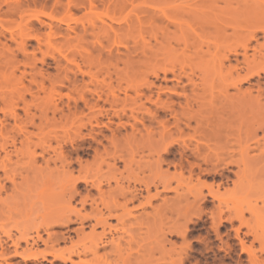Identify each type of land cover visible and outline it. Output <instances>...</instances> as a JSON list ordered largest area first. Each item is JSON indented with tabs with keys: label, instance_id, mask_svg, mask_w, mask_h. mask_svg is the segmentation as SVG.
Returning a JSON list of instances; mask_svg holds the SVG:
<instances>
[{
	"label": "rangeland",
	"instance_id": "1",
	"mask_svg": "<svg viewBox=\"0 0 264 264\" xmlns=\"http://www.w3.org/2000/svg\"><path fill=\"white\" fill-rule=\"evenodd\" d=\"M256 2L263 0H0V119L5 118L3 110L9 109L11 101L19 102L18 113L26 119L22 107L23 98L37 103L55 100L60 109H63L57 111L55 115L52 110H48L47 116L40 117L41 110L35 106L30 110L35 114V123L43 126L40 136L32 138V146L40 144L33 147L38 154L42 152V146L49 143L47 136L68 133L74 135L80 131L83 136H87L86 141L78 139L74 146L70 145V142L64 143L65 150L73 151L74 160L81 157L84 164L87 162L93 164L91 178L103 179L109 176L107 162L113 163L114 160L104 154L103 146L99 145L106 161L102 162L99 157V163H95L93 148L98 143L93 142L90 134L96 135L103 144L109 145L107 138L116 132L121 148L126 145L125 135L134 133L137 136L134 144H138L142 150L135 158L144 165V176L150 178L159 170L155 164L158 156L156 151H162L164 146L172 142V155L167 156V159L178 161L184 145L188 142L193 146L200 138L199 133L185 126L183 119L181 122L183 132L178 131L171 113L164 112L157 103L173 100L176 102L175 108H179L178 104L180 102L184 104L188 95L191 99L197 95L196 97L202 100H214V104L202 109L203 115L211 112L217 116L218 122L231 124L221 133L229 141V144L225 145V151L229 147L235 149L227 160L238 163L245 157L240 149L252 141V132L256 130L259 137L264 135V72H261L260 77L254 75L249 80L239 83L240 90L232 85L247 71L243 63L239 64L236 70L234 65L237 64L236 58L242 60L243 56L239 53L243 52L241 45L248 32L252 29L258 32L257 40H252L248 49L250 59H253L256 42H264L263 33L257 27L264 25V6L253 9L252 5L251 7L249 5ZM235 48L238 54L230 53V49ZM208 59L210 63H206ZM164 68L167 70L166 74L163 73ZM172 68L178 76L177 80L173 77ZM230 69L232 75L228 71ZM156 73L158 78L155 76ZM190 78L195 81L196 87ZM257 80L260 85L257 84ZM258 86L262 87L261 96L258 95ZM96 89L102 95L99 104L104 109L100 129L99 126L92 127L87 123L91 113L81 99L84 94L92 102L95 101L98 96L94 92ZM111 89L116 94L115 104L111 103L115 97L112 94L107 95ZM4 98L8 100V105L3 101ZM76 103L78 110L75 108ZM142 103L145 105H141ZM68 105L71 107L68 108ZM195 105L194 108L197 109L198 105ZM132 109H135L134 116L144 121L143 124L140 122L142 120H137L140 123L134 121V116H131ZM155 111L159 112V115ZM117 112L121 114V118L116 115ZM153 112L158 116L157 121L159 118L168 119L167 129H163L156 120L151 119ZM6 123L9 126L14 124L13 118L8 116ZM83 123H87L86 126H82ZM106 123L109 124V128ZM131 123H136L137 128L133 129ZM260 124H263L262 129L258 128ZM28 128L31 132H40L35 125L30 124ZM194 133L197 139L190 138ZM21 137L18 136L17 147H22ZM2 142L0 138V143ZM51 143L53 146L57 145L55 140ZM11 147L9 146L8 150H12ZM109 148L112 152L116 150L112 146ZM203 151L208 152L207 149ZM187 152L184 156L185 168H188V162L194 160L202 162L203 168H210L211 164L204 163L201 158L199 162L192 154L188 156L190 151L188 154ZM258 153L257 149L250 150L247 156L253 157ZM39 158L38 164L41 162L44 165L42 158L40 156ZM17 159V155L13 154V161ZM24 159L22 161H25ZM227 160L225 161L228 162ZM165 163L161 167L163 171L169 169L170 173L175 172L173 165ZM78 165L75 162L73 165L75 168L72 166L75 175L78 174ZM116 165L118 169H124L122 160L117 159ZM16 166L15 163L11 164L12 168ZM228 166L229 168H226L225 163L219 166L224 176L229 177V180L223 178L225 185L220 187V191L225 202L236 204L238 208L234 213V216L237 215L234 223L224 222L223 226H220L222 239L213 230L210 217V211L218 201H213L206 187L207 182L221 181V175L216 176L214 173L208 175L205 172L202 173L203 176L200 175V179L193 176L191 180L172 181V185L177 186L179 191L186 193L190 199H193L192 193L202 191L208 201L202 203L205 213L201 219L197 220V217H194L193 219L198 222L189 223L187 242L191 243L192 248L188 249L189 257L186 264H252L251 260L264 264V169L252 166L245 168L242 163ZM51 168H54L53 163ZM185 168L184 176L187 178L189 172ZM236 171H240L242 175V183L239 185L233 182L239 179ZM31 175L33 174H30V177ZM32 179H29L31 182L28 183L23 182L21 176H17V182L22 183L19 197H15L18 203L15 204L9 198L7 199L9 205L0 206V224H4L12 231V239L8 240L10 253L6 259L0 258V264H75L70 260L64 262L54 259L51 255H48L47 259H31L15 254L12 241L34 234L43 217L56 208L64 209L66 203L62 201L67 200V197L61 200L58 197L60 204L56 198L58 204L52 202V205L51 203L44 205L41 203L40 195L46 189L45 181L42 180L44 178L39 176L33 182ZM59 183L56 182L54 185ZM6 184L8 192L2 193L4 199L13 191L12 183ZM111 184L115 186L116 183L111 181ZM104 187L108 188V185L105 184ZM56 189L61 190L57 186ZM80 189L85 191L84 184ZM159 189L162 190V186ZM214 190H217L216 185ZM155 191L153 188L152 193ZM144 192L143 196L146 195ZM172 196H175L174 191H163L154 203L159 204L164 197ZM75 202L73 206L81 208V204ZM225 202L223 205H226ZM29 205L34 208L32 211ZM86 210H90L89 205ZM147 210L153 211L151 207ZM140 211L142 210L138 209L136 212ZM87 223L85 233L91 229L90 223ZM78 224L72 223L70 228H76ZM54 230L67 231V228L56 227ZM145 230V227L137 225L135 231L143 233ZM237 230L239 238L236 236ZM70 232L66 234L75 240L77 234L72 230ZM42 233L47 237L46 233ZM0 235L5 239L1 229ZM240 238L244 240L250 253L243 251ZM168 239L177 245L182 241L181 237L176 235H168ZM169 244L166 242L164 249L170 248ZM70 245L68 240L56 248ZM146 245L148 252L146 258H151L149 262L155 263V258L152 260L150 255L155 254L153 257L159 258L163 247L155 240ZM26 246L25 241L20 240L19 252L22 253ZM36 248L49 250L43 242L35 245L34 250ZM175 255L176 258L177 254ZM72 257L75 262L83 260L87 264H124L122 259L115 256L99 257L89 254ZM169 260L174 261V254ZM169 260L161 264H172Z\"/></svg>",
	"mask_w": 264,
	"mask_h": 264
},
{
	"label": "bare ground",
	"instance_id": "2",
	"mask_svg": "<svg viewBox=\"0 0 264 264\" xmlns=\"http://www.w3.org/2000/svg\"><path fill=\"white\" fill-rule=\"evenodd\" d=\"M249 5L250 7L252 5L253 9L262 7L264 6V0L263 2H256L254 3V5ZM257 27L263 33L264 38V25H258ZM257 34L258 32L253 29L248 32V35L243 40L241 45L243 52L239 53L243 56L241 58L242 60L236 58L237 64H235L236 66L234 65V69L236 70L237 66L243 63L242 65H245V68L247 70L245 75L241 77L239 76V80L233 82L232 85H234L237 90L241 89L239 83L249 80L254 75L260 77L261 72H264V42H256V45L254 46V52L252 54L253 59H250V56L248 54L250 43L252 40H257ZM188 45L189 43L187 41V46ZM230 51V53L238 54L236 48L230 49ZM227 57H229V54ZM201 58H204V56H201ZM206 63H210V59L206 60ZM234 69L233 71L236 72ZM162 70L164 74L167 73L166 68ZM168 70L170 72V69ZM231 70L232 69L228 70L230 71V75H232L233 73ZM171 72L174 73L173 77L174 79H176L178 76L175 75L174 68L171 69ZM155 76L158 78L157 73ZM180 77L181 75L179 76V78ZM189 80H191L194 87H196L195 81L192 78H190ZM178 81L180 82V79ZM257 84L260 85V82L258 81ZM42 87L44 86L42 85ZM258 87V95L261 96L262 87ZM94 92L98 95L97 99L95 98V101L92 102L84 94L81 96V99L83 100L85 107H87L91 113V116L88 118L87 123H89L92 127L94 125L98 127L102 123L101 116L104 115V109L99 104V100L102 99L101 93H99L97 89L94 90ZM193 92H195V88ZM110 94L115 97L111 101L112 104H115L117 102L115 91L111 89L110 92H107V95ZM196 96H193L192 99L191 97H189V95V98L185 96L186 101L184 104L180 102L178 104L179 108H175L176 102H174L173 100H167L165 102L159 103L156 102L158 104V107L162 108L164 112L169 111L171 113V115L175 119V128L178 131L183 132L181 122L184 120L183 123L185 124V126L187 128L193 129L196 133H199L200 138L197 139V135L195 133L190 136L191 139H197V142L193 146H191V144L187 142V144L184 145V149L180 151V157L178 161H169L167 159V156L172 155V142L164 146L162 151H156L158 156L155 160V164L159 170H157L154 176H150V178L144 176V165L135 158L138 154H140V152H142L139 145L134 144V141H137L136 134H126L124 137V139H126V145L124 144L121 148H119L120 140L116 135V132H113L111 137H105L109 140V145L103 144L102 140L98 139L96 135L90 134L89 137L94 140L93 142L96 141L98 143H96L98 146L96 145V147L94 148L92 146L95 153V163H99V157H101V159L103 160L102 162L106 161L105 158H103V153L109 155L110 159L114 160L113 163H110L111 161L107 162L109 167V176H106L103 179L100 177L98 179L91 178L90 171L93 168V164H91V162H87L84 164L82 161L83 158L81 157H78L74 160L72 156L73 151H66L67 149L65 150L64 143L67 144L70 142V145L74 146L77 143L76 141L78 139H80L82 142L86 141L87 136H83L80 131H77L74 135L68 133L65 135L55 134L53 136H47L49 138V143L42 146L43 150L41 153L38 154L36 149H33V147H36L40 144L37 143L34 144L35 146H32V138L33 136H40V133L43 131V126L42 124L37 125L35 123V114L30 111L31 107L35 106L36 108L41 110L40 117L47 116L48 110H52L53 114L55 115L57 111L63 110L60 109L57 101L51 100L37 103L35 101H28L23 98L22 107L27 116L26 119H23L18 113V109L20 107L19 102L11 101L8 105V100L4 98L3 101L7 103L9 109L6 111L3 110L5 118L0 119V138L3 140V142L0 143V206L8 204L7 199L9 198H11L15 204L18 203V200H15V197H19L22 183L17 182V176H21L23 178V182L27 181L28 183L31 182L29 179H32V176L34 177L32 179V182L33 180L36 181L39 176L40 178L43 177L45 179L42 180L45 181V184H43L46 185V189H44L42 191V194H40L42 201L41 203H43L44 205L48 203H51L52 205V202H54V204H60L61 201H59V198L61 200L62 198L67 197V200L62 201L63 203H66L65 206H63L65 207L64 209L60 208V210L54 208V211L49 212L43 217L41 223L35 228L34 234L25 235L20 238V240L25 241L27 245L22 253L18 250V247L20 246V240L12 241V244L15 246V254L21 255L23 256V258L31 259H47V256L51 255L54 259H60L64 262L70 260L75 264H87V262L83 260L75 262L72 260L73 255H76L78 257L86 256L89 254H92L93 256L98 255L99 257L115 256L122 259L124 264H161L164 262L166 263L167 259L169 260L170 258H172V255L174 254V261L172 260L171 262L169 260L172 264H186L189 257L188 249L192 248L191 243L187 242V234L190 228L189 223L196 222L194 220V217H197V220L201 219L202 214L205 213V209L202 203L205 204L208 201L202 191L192 193L193 199H190L186 193L180 192L177 186H173L172 181L177 180L182 182L186 179L191 180L193 179V176H196L198 179H200V175L205 172L208 173V175L210 173H214L215 175L219 174L222 177L221 181L217 182L216 180H214L210 183L207 182L206 184V187L209 189V194L212 196L213 201H218V204L214 205V208L210 211V217L213 222V230L215 231L216 235L220 239H222L220 226L224 222L234 223L233 221L235 220V217L237 218V215L234 216V213L238 207L236 204L227 203L223 199L224 197L223 193H221L220 191V187L225 185L223 178L228 179L229 177L224 176V173L219 170V166L221 163H225V167L229 168V164L231 165L242 163L243 165H245V168H249L250 166H252L253 168L257 167L263 170L264 135L259 137L258 132L256 130L253 131L251 135L252 141L243 145L240 149L241 153L245 157H243L238 163H236L235 161H228L227 158L231 155L232 152H234L235 149H230L229 147V149L227 148L225 151V145L229 144V141L223 136L221 131L223 129H227L231 124L218 122V120L216 119L217 116L211 112H207L206 115H203L201 113L202 109L207 107L208 105L214 104V100H202L200 98H197ZM194 104L198 105L197 109L194 108ZM141 105H143V103ZM70 107L71 105H68V108ZM75 108L77 110L79 108L77 103L75 105ZM157 109L158 108H156V110ZM134 110L135 109H132L131 116H134ZM123 112H125V110H123ZM157 113L159 115V112ZM151 114L152 112L150 113V115ZM116 115L121 118L120 113L117 112ZM8 116L13 118L14 120V124H12L11 126L6 123V118ZM136 117V115L133 117L135 118L134 121H136V123L139 122L137 120H142L137 119ZM157 117V114H154L153 116H151V119L157 121ZM140 122H142V124L144 123L143 120ZM157 122L163 127V129L168 128V119L160 120L159 118ZM87 123H83L82 126H86ZM136 123H131L132 125L130 124L133 129L137 128ZM30 124L32 126L35 125L36 127H38L40 132L34 133L29 131L28 126ZM106 126L109 128V124H107ZM258 128L262 129L263 124H260ZM11 132L14 133L12 134ZM100 132L101 130H99V134ZM19 135L22 136L20 139L22 147H17ZM52 140H55L57 142L56 146L52 145ZM99 145L103 146V153L101 152V148L99 147ZM9 146H12L11 148L13 149L8 150ZM109 146L114 147L116 150L112 152ZM78 147L80 146L78 145ZM204 149H207L208 152H202V150ZM254 149L259 150V153L253 157H248L247 155L249 151ZM50 151H52L53 153H50ZM186 151H188L187 154L189 153V151L191 152L188 156L192 154L194 158H201L204 163L211 164L210 168H203L201 165L202 162L198 163V161L195 162V160L194 162H188V168H185L184 156L186 154ZM1 153L4 154L2 155ZM13 154H15V156L17 155L18 159L16 161H13ZM19 156L22 157L19 158ZM39 156L42 158V162L44 163V165L41 164V162L40 164H38V161L40 159ZM23 159L25 161H22ZM117 159L124 162V169H118L119 167H117L116 165ZM225 160H227L228 162H226ZM75 162L79 164L78 174L76 175L74 174L75 167L73 166ZM165 162L169 166L173 165V167L175 168V172L170 173L169 169L163 171L161 167ZM13 163L17 165L15 168L11 167V164ZM51 163L54 164V168H51ZM72 166L74 168H72ZM184 168L188 170L187 172H189L187 178H185L184 176ZM198 170L199 172H196ZM1 171H3V174H1ZM24 172L26 173L25 175ZM235 173L239 179L234 180L233 182L235 185H239L242 183V175L240 171H236ZM30 174L33 175H31L30 177ZM111 181H114L116 183L115 186H112ZM7 182L12 183L13 191L10 195H8L7 198L4 199L2 198V193L8 192V187L6 184ZM56 182H60V185H56L57 188H61L60 191L59 189L57 190L56 186L54 185L56 184ZM82 184H84L85 186V191H83V189H80ZM105 184L108 185V188L104 187ZM215 185L217 186V190H214ZM160 186H162V190L159 189ZM153 188L156 190L155 193H152ZM166 190L174 191L175 196L164 197L161 203L155 204L154 200L158 199L162 192ZM93 191H95L96 193H93ZM144 191L146 192L145 196H143ZM56 198H58V203L56 201ZM75 201H78L81 204V208H77V206L75 205L73 206V202ZM224 202L226 203V205H223ZM88 205L90 206V210L87 211L86 207ZM150 207L153 210L151 212L147 210ZM32 209L34 208H31V211ZM138 209H141L142 211H140V213H137L136 211ZM87 222L90 223L91 229L90 232L85 233V226ZM72 223L79 224L76 228H70V225ZM87 225L89 226L88 223ZM137 225L145 227V232L137 233L135 231ZM56 227H65L67 228V231H55L54 228ZM98 228H100L101 230L99 231ZM0 229L2 230V234L5 236L4 239L0 235V258L6 259L10 253L8 240L12 239V231L11 229H7L4 224H0ZM71 230L77 234V240H74L71 235L66 234ZM42 232L46 233L47 237H44ZM168 235H176L178 237H181L182 241L180 245H177L176 242H171V240L168 239ZM236 236L238 238L240 237L238 230ZM68 240H70L71 243L69 247L64 246V248H56L57 246H60L61 243L65 244V242ZM154 240L163 247L161 256L157 258L158 260L156 259V257H153L155 254L150 255V257H152V260H154L155 258V263L149 262L151 261V258H146V255L148 253L146 250V244ZM240 241L243 246V251H247L250 253V249L246 247L244 240L240 238ZM39 242H43L45 246L49 248V250L46 248L44 250L37 249L38 247L34 250L35 245H38ZM166 242H169L171 244V247L164 249ZM66 253H69V255L67 256ZM175 254H177L176 258ZM251 262L252 264H259L255 260H251Z\"/></svg>",
	"mask_w": 264,
	"mask_h": 264
}]
</instances>
